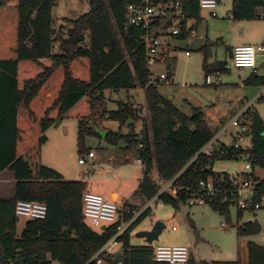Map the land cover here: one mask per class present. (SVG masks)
<instances>
[{"label": "trees", "instance_id": "trees-1", "mask_svg": "<svg viewBox=\"0 0 264 264\" xmlns=\"http://www.w3.org/2000/svg\"><path fill=\"white\" fill-rule=\"evenodd\" d=\"M88 1L87 12L67 19L71 25L64 36L55 33L53 26L51 11L56 0H0V170L11 171L15 180L12 195L0 197V264H87L116 232L120 221L103 229H94L86 222L82 211L84 181L65 179L41 162L45 132L58 119L78 120V151H85V135H99L93 126L97 118L107 114L106 90L134 85L144 88L148 119L142 120V138L111 132L105 138L114 144L123 140L128 147L138 146L144 165L138 193L145 199L157 194L163 204L178 208L200 180L212 177L217 191L206 203L228 219L230 202L223 199L232 183L229 174L214 171L213 164L241 157L251 165L244 177L254 182L253 201L264 193V178H257L253 171L255 166L264 168V122L259 114L247 109L249 146L221 144L212 146L210 154L200 152L213 138L203 111L193 106L191 114H185L159 93L156 84L149 83L150 69L141 39L147 30L129 24L126 14L127 5L138 0ZM172 1L182 3L186 17H198V0ZM258 6L264 11V0H232V15L256 18ZM156 25L158 21L152 24ZM185 36L183 21L181 33L175 37ZM203 67L205 75L211 70L227 71L223 61L204 62ZM167 74L172 77V73ZM246 82L264 84V77L252 74ZM109 116L131 124L134 110L124 105ZM153 170L163 181H170L168 190L159 192ZM17 200H36L47 206L46 216L27 219L19 234L14 212ZM131 210L123 214L124 220L132 216ZM242 210L237 209L238 216ZM148 213L144 210L118 237L122 264H169L153 258L151 245L130 243V232ZM258 231L259 225L248 221L237 228V235ZM107 261L113 264L112 259ZM187 263L243 264L240 257L196 263L191 256ZM246 264H264L263 244L247 241Z\"/></svg>", "mask_w": 264, "mask_h": 264}, {"label": "rangeland", "instance_id": "rangeland-1", "mask_svg": "<svg viewBox=\"0 0 264 264\" xmlns=\"http://www.w3.org/2000/svg\"><path fill=\"white\" fill-rule=\"evenodd\" d=\"M9 2L15 3L16 0H9ZM89 8L88 0H56L51 11L55 33L65 36L67 28L71 25L67 19H75L87 12ZM213 10L217 16L211 15V9H202L200 12L202 18L197 23L193 18L188 20V27L191 23H196L193 27L195 35L188 34L184 39L170 40L174 50L172 52L175 55L170 66L175 73V79L168 84H158L157 90L164 97L172 99L175 105L187 114L191 113V104L200 106L205 113L215 111L213 114L216 119L209 121L208 124L213 137L221 130L222 132L218 134V140L214 144L223 142L230 146L235 142V128L226 125L242 108L247 107L249 110L257 111L264 122V85L244 83L243 81L249 75L248 69L235 68L226 49L227 46L250 40V35L260 33V28L263 26L245 25L246 36L240 38L238 24L232 20L231 16L232 0H218ZM203 46L207 50L208 62L223 61L229 69L221 73L220 82L214 78L212 84L203 83L205 76L202 67ZM53 49L57 50V42L54 43ZM184 50H188L190 55H184ZM170 66L165 61L150 65L149 78H156L160 72L168 71ZM262 71L260 69L258 72L264 75ZM258 72L257 74L260 75ZM105 98L104 107L107 114L97 118L96 126L111 133H132L136 140H140L143 130L142 120L148 119L144 88L134 85L114 91L106 90ZM124 105L134 110V120L131 124H128L126 120L109 116L110 112L118 111ZM56 121H59L58 124ZM56 121L46 130L45 135L48 141L45 145L42 144L41 151L43 161L45 160L46 164L57 169L65 179H83L86 185L96 186V189L91 188L90 191L110 200L107 189L113 187L128 191L135 183L133 179L141 176V163L135 159L137 154L134 148L137 146L125 149L126 143L123 140L114 144L101 135L89 133L84 137L85 151L79 153L78 120L66 117ZM239 144L242 147L249 146V136L246 135L242 141H239ZM87 150L95 154L94 158L90 157L91 159L83 164L78 163L79 157H86ZM126 156L127 161H124L122 165L116 164L120 158ZM246 161L245 157L217 160L213 164V170L229 173L230 176L231 174L236 175L244 168ZM253 171L260 178H264L263 167L255 166ZM152 175L155 176L153 172ZM9 193L8 177L5 178L0 173V196H7ZM237 209L238 206L235 203L230 204L228 219H225L209 203L188 205L185 201L180 202L178 208L170 204L156 205L154 203L149 215L136 227L152 225L156 220L163 222L165 227L161 232V237L159 236L158 240L153 242L154 245L165 243L162 238L177 237L186 228L189 240L184 243L195 261L235 260L240 257L239 240L250 239L264 245L262 237L264 235V206L256 210L243 209L240 216L237 215ZM19 220L25 223L27 219L19 217ZM248 221L256 222L259 225V231L252 235H237L235 226ZM221 223H224V226ZM172 225L178 228V232L171 230Z\"/></svg>", "mask_w": 264, "mask_h": 264}, {"label": "built area", "instance_id": "built-area-1", "mask_svg": "<svg viewBox=\"0 0 264 264\" xmlns=\"http://www.w3.org/2000/svg\"><path fill=\"white\" fill-rule=\"evenodd\" d=\"M218 3V0H198L200 10L211 9V15L215 16L213 10ZM126 14L128 23L135 26H141L147 32L141 37L145 47L146 61L150 66L160 60L166 52L165 38L167 36H175L181 33L182 22L189 20L183 11V5L180 1H165L160 0H138L137 3L127 5ZM158 21V25L152 24ZM195 23H191L186 27V33L194 34ZM186 56L190 55L188 50L184 51ZM257 56L264 58V43L261 44H242L237 45L232 50L231 60L232 65L238 69L248 68L251 74H257L258 67L256 64ZM219 71L211 70L204 76V84H212L215 78L220 82ZM171 81L167 73H160L155 79H150V84H168ZM247 107L242 108L229 121V125L235 128V136L233 147L240 146L239 141H242L248 131L246 123ZM211 141L208 142L200 152L210 154L212 152ZM93 152L89 151L86 157H79L80 164L85 163ZM251 171V165L246 162L244 168L239 174L229 175L232 183V189H229L228 196L224 197L223 201L228 200L230 204H236L240 209L256 210L264 206V193L261 194L257 201H253L254 182L246 179L244 174ZM241 177V178H240ZM170 184V182H169ZM217 188L214 185L212 177L200 180L198 188L193 189L186 202L188 205L204 204L210 199ZM226 194V193H225ZM241 197V198H240ZM83 216L88 220L89 224L94 227H99L103 223H115L119 217H122L127 209L119 210L118 206L101 194L91 191L83 193ZM14 212L17 217L26 219H42L46 216L47 206L44 202L36 200H17L14 207ZM129 223L120 222L116 232L109 237L106 243L100 250L94 254L88 263L92 264H108L107 259H112L113 264H122V259L113 262L116 252H122V242L118 239L123 234ZM175 229V227H173ZM189 250L185 245H166L157 244L153 248V258L158 262H167L169 264H187ZM87 263V264H88ZM52 264H59L52 262Z\"/></svg>", "mask_w": 264, "mask_h": 264}, {"label": "crops", "instance_id": "crops-1", "mask_svg": "<svg viewBox=\"0 0 264 264\" xmlns=\"http://www.w3.org/2000/svg\"><path fill=\"white\" fill-rule=\"evenodd\" d=\"M201 10H199V13H198V17H189V19L190 18H193L195 21H196V23L200 20V18H202V15H201ZM216 13V12H215ZM256 15H257V17L256 18H252V19H238V18H235L233 15H232V12H231V16H232V20H235L236 22H237V24H238V36L240 37V38H244L245 36H246V29H245V25H247V24H255V25H261V26H263V27H261L260 28V33H257V34H254V35H250V37H249V39L250 40H247V41H245V42H241V43H238V44H235V45H230V46H227V49H226V52L230 55V57H231V55H232V50H233V48L235 47V46H237V45H242V44H261V43H264V11H263V9H262V7H260V6H258V7H256ZM215 16H217V13H216V15ZM187 22H188V20L186 21V24H185V29H186V27H188L187 26ZM195 23V24H196ZM195 26V25H194ZM250 33H251V30H250ZM188 35V33H186V36ZM194 35H195V33H194ZM193 35V36H194ZM185 36V37H186ZM184 37V38H185ZM173 38H176L175 36H167L166 38H165V45H166V52H165V55L160 59V60H158L157 62H160V61H165V63L166 64H168V66H170L171 65V61L173 60V58L175 57V55L173 54V52L172 51H174L173 50V47H172V45H171V43H170V40L171 39H173ZM183 38V39H184ZM177 39V38H176ZM223 42V41H222ZM225 45V44H224ZM202 48H204V50H203V55H204V60H203V63H202V67H203V64H204V62H206L207 64H212V63H214V62H218V60H214L213 62H208L207 60V50L205 49V47L203 46ZM185 51V50H184ZM185 55V54H184ZM170 59V60H169ZM206 59V60H205ZM156 62V63H157ZM171 62V63H170ZM256 64H257V67H258V71L261 69V71L263 70L264 71V58L262 57V56H257V58H256ZM203 69H204V67H203ZM226 69H227V71L229 70L227 67H226ZM244 69H248V68H244ZM240 70H243V69H240ZM204 71H205V69H204ZM248 73H249V75H248V77L243 81L244 83H247L246 81L248 80V78L252 75L251 74V72H250V70L248 69ZM262 71V72H263ZM172 73V77H171V81H173L174 79H175V73H174V71L171 69V66H170V69L168 70V71H166V72H160V73ZM159 73V74H160ZM258 73H260V72H258ZM258 76H263L264 77V75H263V73H260V75L259 74H257ZM155 79V78H154ZM170 81V82H171ZM249 84V83H248ZM158 84H156V86H157ZM254 85H264V84H254ZM263 90H264V87H263ZM167 99H169V98H167ZM169 100H171L173 103H174V101L172 100V99H169ZM175 104V103H174ZM199 107L200 109H201V107L200 106H196V105H190V108H192V107ZM202 110V109H201ZM192 111V110H191ZM215 111H208V112H204L203 111V113L205 114V117H206V119H207V122L209 123V121H213V120H215L216 118H215V115L213 114ZM257 112V111H256ZM185 113V112H184ZM258 113V112H257ZM185 114H187V113H185ZM191 114V113H190ZM190 114H188V115H190ZM259 114V113H258ZM259 116H260V114H259ZM261 117V116H260ZM227 127L228 126H230L229 125V122H228V124L226 125ZM224 128H226V127H224ZM224 130V129H223ZM220 132H222V130L220 131ZM219 132V133H220ZM218 133V134H219ZM218 134L217 135H215L213 138H212V140H211V144H212V146L214 147V148H217V147H219L221 144H223V142H217V144H214L217 140H218ZM47 136H46V141L43 143V145H45L46 143H47ZM42 145V146H43ZM215 145V146H214ZM125 149H129L130 147H128L126 144H125ZM41 150H42V147H41ZM134 150H135V152H136V161L137 162H140L141 163V166H142V173H141V176L140 177H136L135 179H133L134 181H135V183H134V185L128 190V191H123V190H121V189H118V188H113V187H110L109 189H107L108 190V195H109V197H110V200L109 201H111V202H114L117 206H118V208H119V210H123V209H127V211L126 212H128L129 211V208L131 207V211H132V216L128 219V220H124L123 219V216L122 217H119L118 218V220L117 221H120V222H124L125 224H127V223H129L130 224V222H132L134 219H136L144 210H146V209H148L149 210V213L151 212V206L155 203L156 205L157 204H161L162 202L158 199V197H157V194L154 196V197H152L151 199H145L142 195H140L139 193H138V186H139V183H140V181H141V179H142V177H143V175H144V165H143V163H142V159L140 158V155H139V151H138V146H137V148H134ZM88 152L90 151V150H87ZM121 151H123V150H121ZM79 152V151H78ZM87 152V153H88ZM92 152V151H91ZM123 153V152H122ZM94 156H95V154L93 153V156L91 157V158H94ZM91 158H89V159H91ZM128 157L126 156V157H124V158H120L117 162H116V164H120V165H122L123 164V162L124 161H127L128 159H127ZM88 159V160H89ZM41 162H42V164H44V165H46V166H48V167H51V168H53L51 165H49L48 163L46 164L45 163V160L43 161V156H42V151H41ZM247 162V161H246ZM79 163V162H78ZM115 163V162H114ZM55 169V168H54ZM55 170H57V169H55ZM58 171V170H57ZM59 172V171H58ZM154 174H155V176H153L152 175V177L155 179V181L157 182V184L159 185V186H161V188L159 187V192H161V191H163V190H168V188H169V186H170V184H169V182L170 181H168V182H165V181H163L161 178H159L158 177V175H157V173H156V171L155 170H153L152 171ZM241 172V171H240ZM239 172V173H240ZM0 173H2L4 176H5V178L6 177H8V182L10 183V193H9V195H7V196H0V197H10L11 195H12V192H13V185H14V182H15V180H14V178H13V175H12V172L11 171H9V170H7V169H4V170H0ZM7 173H9V174H7ZM238 172L236 173V174H239ZM7 174V175H6ZM229 174V173H228ZM232 175V174H231ZM254 175L257 177V178H259V179H263V178H260L258 175H256L255 173H254ZM70 180V179H69ZM80 180H82V181H84L85 182V180H83V179H80ZM86 183V182H85ZM91 188H94V189H96V186H94V187H92L91 185H86V191H90L91 190ZM91 192H93V191H91ZM95 193V192H94ZM149 213L147 214V215H149ZM147 215L144 217V218H146L147 217ZM143 218V219H144ZM142 219V220H143ZM86 220V219H85ZM142 220L139 222V223H141L142 222ZM25 222V221H24ZM86 222L89 224V222H88V220H86ZM108 224H110V223H103V224H101L99 227H97L98 229H103L106 225H108ZM222 224V226H224V223H221ZM90 225V224H89ZM23 226H24V223H21L20 222V220H19V217H18V221H17V224H16V234H19V232L21 231V229L23 228ZM137 226V225H136ZM134 227L133 229H132V231L130 232V243L132 244V245H145V244H147L146 242H145V240L143 239V238H140V237H136L135 236V234H134V232H136L137 230H140V229H148V228H150V226L151 225H143L142 227H139V228H137V227ZM239 226H241V225H239ZM238 225L237 226H235L236 227V231H237V228L239 227ZM94 229H96V227H94V226H92ZM173 227H175L174 225H172V227H171V230L172 231H174V232H178V228H176L175 227V229H173ZM160 237H161V234L159 235ZM263 238H264V235L262 236ZM163 239V241L165 242V243H163V244H166V245H185L186 243H184V242H186V241H188L189 240V236H188V231H187V229L186 228H184L183 229V231H181V233H179L178 234V236L177 237H171V238H168V237H166V238H162ZM248 240H250V239H241V240H239V246H238V248H239V256H240V259H241V262L243 263V264H246L247 263V241ZM149 245V244H148ZM157 245V244H156ZM153 248H154V244H152L151 245ZM122 253V252H121ZM189 256H190V253H189ZM123 258V253H122V257H121V259ZM196 263H198V262H200V261H195Z\"/></svg>", "mask_w": 264, "mask_h": 264}, {"label": "water", "instance_id": "water-1", "mask_svg": "<svg viewBox=\"0 0 264 264\" xmlns=\"http://www.w3.org/2000/svg\"><path fill=\"white\" fill-rule=\"evenodd\" d=\"M59 121H56V124H58ZM130 122V121H129ZM94 130L101 135L102 137H105L106 131L101 130L96 125L93 126ZM165 225L160 220H156L148 229H140L135 232L136 237L143 238L145 242L149 245H152L154 241H157L159 238V235L161 234L163 228ZM196 235L198 234L197 231H195ZM122 253L120 251L116 252L113 258V262H117L121 260ZM188 264V263H187Z\"/></svg>", "mask_w": 264, "mask_h": 264}]
</instances>
